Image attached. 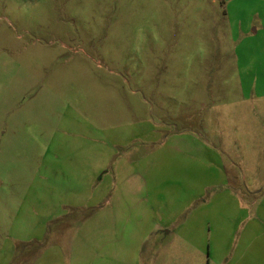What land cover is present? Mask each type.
I'll use <instances>...</instances> for the list:
<instances>
[{"label":"rangeland","instance_id":"374dc122","mask_svg":"<svg viewBox=\"0 0 264 264\" xmlns=\"http://www.w3.org/2000/svg\"><path fill=\"white\" fill-rule=\"evenodd\" d=\"M0 264H264V0H0Z\"/></svg>","mask_w":264,"mask_h":264}]
</instances>
